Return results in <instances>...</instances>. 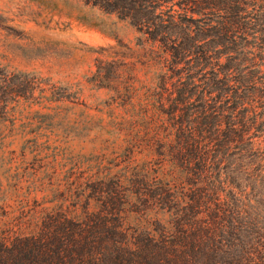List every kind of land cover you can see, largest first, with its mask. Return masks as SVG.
Listing matches in <instances>:
<instances>
[{
	"label": "trees",
	"instance_id": "16d2710c",
	"mask_svg": "<svg viewBox=\"0 0 264 264\" xmlns=\"http://www.w3.org/2000/svg\"><path fill=\"white\" fill-rule=\"evenodd\" d=\"M87 1L137 31L101 46L88 78L141 95L116 121L133 131L124 162L26 194L0 222V264H264V3ZM34 88L0 75V111Z\"/></svg>",
	"mask_w": 264,
	"mask_h": 264
},
{
	"label": "rangeland",
	"instance_id": "374dc122",
	"mask_svg": "<svg viewBox=\"0 0 264 264\" xmlns=\"http://www.w3.org/2000/svg\"><path fill=\"white\" fill-rule=\"evenodd\" d=\"M136 35L128 19L87 0H0V75L35 84L0 111V222L26 194L35 202L70 189L96 164L124 162L133 131L116 121L140 110L141 95L114 101L88 78L101 46L134 45Z\"/></svg>",
	"mask_w": 264,
	"mask_h": 264
}]
</instances>
